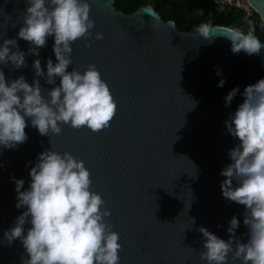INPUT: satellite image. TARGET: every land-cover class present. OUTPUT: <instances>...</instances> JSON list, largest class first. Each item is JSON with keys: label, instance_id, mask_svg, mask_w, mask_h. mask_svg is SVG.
I'll use <instances>...</instances> for the list:
<instances>
[{"label": "water", "instance_id": "1", "mask_svg": "<svg viewBox=\"0 0 264 264\" xmlns=\"http://www.w3.org/2000/svg\"><path fill=\"white\" fill-rule=\"evenodd\" d=\"M247 1L264 23V0ZM87 2L95 21L93 35L72 43L68 71L95 65L116 101V114L99 132L62 124L59 135L49 136H41L26 117L28 139L15 148L0 145V264H22L29 258L19 238L9 243L4 235L27 210L16 207L13 177L23 179L21 191L27 190L38 155L51 146L83 160L90 171L91 190L111 210L106 219L119 234L118 264H207L200 259L201 226L227 241L235 216L236 236L241 242L249 238L245 206L224 198L220 173L240 143L225 121L243 102L246 86L264 79V47L259 54L233 53L231 41L224 38L227 26H211L215 29L205 38L178 29L149 6L123 13L114 0ZM27 7V0H0V45L15 38L28 65L15 69L0 64L8 83L20 76L34 82L37 57L28 53L30 42L18 37ZM96 32L103 39L96 40ZM86 39L91 47L85 46ZM53 45L50 36L38 50L45 74L48 58L57 62ZM38 79L47 89L60 83V78L55 85ZM221 79L226 82L218 87ZM236 87L239 91L226 107L225 97ZM191 218L195 222L189 228ZM23 227L26 235L30 222ZM229 264L241 262L230 259Z\"/></svg>", "mask_w": 264, "mask_h": 264}, {"label": "clouds", "instance_id": "2", "mask_svg": "<svg viewBox=\"0 0 264 264\" xmlns=\"http://www.w3.org/2000/svg\"><path fill=\"white\" fill-rule=\"evenodd\" d=\"M27 2L24 26L18 37L30 42L28 53L37 57L32 63L34 82L29 84L20 76L8 83L0 70V145L15 148L28 139L26 117L41 136H49V132L59 135L62 124L75 129L86 126L92 132L109 127L117 105L100 71L93 64L83 72L76 68L68 71L73 63L72 43L93 35L95 21L90 17L89 3L87 0ZM213 29L204 24L196 32L208 38ZM224 29V38L231 41L233 53L243 50L248 55L259 54L264 47L254 29L247 33L233 27ZM50 36H54L57 62L48 58L45 74L38 50L46 46ZM94 38L101 40L103 34L96 32ZM85 46L91 47L90 40H85ZM9 63L15 69L28 66L15 38L4 39L0 45V64ZM39 77H45L51 85L60 78V83L51 89L43 88ZM225 82L221 79L217 86L223 87ZM42 90H46V96ZM238 91L236 87L227 94L226 107ZM243 96V102L225 121L228 133L240 143L230 150L232 162L220 174L225 177L221 182L224 198L245 206L243 223L249 229V238L241 242L236 236L239 220L235 216L229 221L227 241L201 226L199 231L205 240L200 259L207 264H229L230 259L241 264H264V79L246 86ZM30 176V186L24 191H21L24 180L13 177L18 194L16 207L26 206L27 210L4 233L9 243L17 238L22 241L29 255L22 264H118L122 245L118 242L119 234L106 219L111 210L103 207L102 196L91 190L90 171L83 160L67 151L57 152L51 146L38 155ZM191 221L189 228L195 219ZM28 222L31 227L25 235L23 226Z\"/></svg>", "mask_w": 264, "mask_h": 264}, {"label": "trees", "instance_id": "3", "mask_svg": "<svg viewBox=\"0 0 264 264\" xmlns=\"http://www.w3.org/2000/svg\"><path fill=\"white\" fill-rule=\"evenodd\" d=\"M151 4L163 20H172L178 29L196 32L204 24L210 26L223 25L227 27H243L247 33L254 29V34L264 40V23L258 13L252 10L245 20L242 10L228 8L220 10L217 5L208 0H114L113 6L123 13H131L137 8Z\"/></svg>", "mask_w": 264, "mask_h": 264}, {"label": "built area", "instance_id": "4", "mask_svg": "<svg viewBox=\"0 0 264 264\" xmlns=\"http://www.w3.org/2000/svg\"><path fill=\"white\" fill-rule=\"evenodd\" d=\"M217 5L220 10L234 8L235 10H242L244 17L247 18L252 13V7L247 0H208Z\"/></svg>", "mask_w": 264, "mask_h": 264}, {"label": "rangeland", "instance_id": "5", "mask_svg": "<svg viewBox=\"0 0 264 264\" xmlns=\"http://www.w3.org/2000/svg\"><path fill=\"white\" fill-rule=\"evenodd\" d=\"M147 6L152 7L151 4H148ZM243 19L245 20L246 18L243 17ZM238 29L243 30V27L242 26L241 27H238Z\"/></svg>", "mask_w": 264, "mask_h": 264}]
</instances>
